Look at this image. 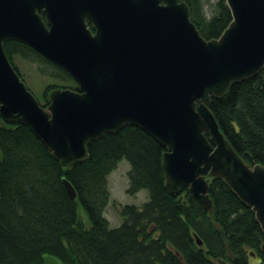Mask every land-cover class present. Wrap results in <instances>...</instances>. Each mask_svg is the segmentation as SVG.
<instances>
[{
    "label": "water",
    "instance_id": "1",
    "mask_svg": "<svg viewBox=\"0 0 264 264\" xmlns=\"http://www.w3.org/2000/svg\"><path fill=\"white\" fill-rule=\"evenodd\" d=\"M224 1L232 19L206 40L189 18L190 0H0V117L26 125L65 167L86 157L90 141L137 126L166 148L170 192L188 188L209 208L204 175L223 178L264 233V166L243 161L207 106L264 67V0ZM8 41L67 72L78 90H52L43 108L7 57ZM42 264L59 263L45 256Z\"/></svg>",
    "mask_w": 264,
    "mask_h": 264
},
{
    "label": "trees",
    "instance_id": "2",
    "mask_svg": "<svg viewBox=\"0 0 264 264\" xmlns=\"http://www.w3.org/2000/svg\"><path fill=\"white\" fill-rule=\"evenodd\" d=\"M189 18L200 35L218 38L231 21L224 0L204 18L200 0H190ZM11 64L16 54L54 68L57 81L40 99L49 104L52 90H78L71 76L28 46L3 44ZM208 109L220 132L250 167L264 166V67L233 81ZM207 139L214 146L211 135ZM164 146L134 125L106 133L87 144L86 157L62 166L29 128L0 117V264H42L45 256L59 264H264V233L250 206L223 178L208 182L209 208L188 188L170 192L161 167ZM125 160L128 195L147 192L141 207L125 205L121 225L109 226L103 212L109 203L107 179ZM63 179L76 198L70 199ZM201 240L197 244L196 238Z\"/></svg>",
    "mask_w": 264,
    "mask_h": 264
},
{
    "label": "rangeland",
    "instance_id": "3",
    "mask_svg": "<svg viewBox=\"0 0 264 264\" xmlns=\"http://www.w3.org/2000/svg\"><path fill=\"white\" fill-rule=\"evenodd\" d=\"M217 1L200 0L201 12L204 18L209 19L216 12ZM13 61L22 74L24 83L38 99L41 98L42 91L46 85L57 81V79H54L56 77L54 68L43 64L38 59H34L31 54L28 57L16 54L13 56ZM128 170V162L122 160L117 168L109 174L107 179L110 197L109 203L104 209L103 216L112 228L121 225L123 219L120 211L123 206L135 205L141 207L147 199L146 191H139L135 195H128L126 193Z\"/></svg>",
    "mask_w": 264,
    "mask_h": 264
},
{
    "label": "flooded vegetation",
    "instance_id": "4",
    "mask_svg": "<svg viewBox=\"0 0 264 264\" xmlns=\"http://www.w3.org/2000/svg\"><path fill=\"white\" fill-rule=\"evenodd\" d=\"M85 21H86V25L90 29V31L92 33H94L95 32V28H94L93 23L89 19H87V18L85 19Z\"/></svg>",
    "mask_w": 264,
    "mask_h": 264
}]
</instances>
